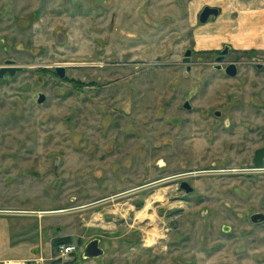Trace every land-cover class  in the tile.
I'll return each mask as SVG.
<instances>
[{
	"label": "rangeland",
	"instance_id": "374dc122",
	"mask_svg": "<svg viewBox=\"0 0 264 264\" xmlns=\"http://www.w3.org/2000/svg\"><path fill=\"white\" fill-rule=\"evenodd\" d=\"M186 2L0 0V68L21 67L0 78V223L24 264H264V174L206 173L229 147L206 115L263 109L264 72L227 79L202 52L187 71Z\"/></svg>",
	"mask_w": 264,
	"mask_h": 264
},
{
	"label": "flooded vegetation",
	"instance_id": "af4514ba",
	"mask_svg": "<svg viewBox=\"0 0 264 264\" xmlns=\"http://www.w3.org/2000/svg\"><path fill=\"white\" fill-rule=\"evenodd\" d=\"M186 1L184 12L188 14L190 20H193L194 16L196 17V23L193 24L194 30L192 31L194 46L187 47L183 57V64H187V71L192 69L193 56L198 52H202L206 55V58H201L200 61L204 68L210 67L223 73L227 79L234 80L241 76L249 79L251 75L260 80V74L264 72L263 41L248 29L258 22L257 17L254 16L252 20H249L248 17L249 13L258 11L255 9V7H258L257 0H245L243 5L240 2L237 4L233 14L235 29L228 32L222 31L219 27L224 10L221 4H214L210 0ZM188 2L192 5L191 13H188ZM260 3L259 9L264 10V0H261ZM206 8L217 9L218 12L216 14L211 13L205 21H202V15ZM232 38H236L237 42L235 43ZM243 70L244 74L242 73ZM245 78L242 79L244 83L248 80ZM258 84L259 82L256 85L258 86ZM206 85H209V83H206ZM259 97H261L260 94L250 96L254 104L259 101ZM238 98L241 102L237 104V109L231 111L230 114H225V111L222 110H215L212 115H206L207 118L222 121L220 127L216 126V131L225 134L226 139L224 141L229 140L224 142L223 146L229 147L223 152V155H219L221 159L206 162V173H211L212 169H217L215 171H218L221 175L231 174L253 177L260 173L264 174V108L256 111L246 109L243 97L239 96ZM187 107L190 108V104H187ZM259 138L261 139L260 144ZM259 162L261 164H258ZM40 212L39 214L38 211H28L26 213H37L38 216L54 213ZM257 214L264 215L263 213ZM252 221L255 222L253 217ZM262 222L264 220L255 223ZM147 244L151 246L153 240H148Z\"/></svg>",
	"mask_w": 264,
	"mask_h": 264
},
{
	"label": "crops",
	"instance_id": "0c3cea01",
	"mask_svg": "<svg viewBox=\"0 0 264 264\" xmlns=\"http://www.w3.org/2000/svg\"><path fill=\"white\" fill-rule=\"evenodd\" d=\"M245 0H210V2L214 4H221L224 7L223 10V16L220 20L219 27L222 31L228 32V31H233L235 29L234 26V11L237 7V4L240 2L242 5L244 4ZM258 2V7H255L258 11H253L252 13H249V20L254 19V16L257 17V24L252 25L251 28H248L250 32L253 35H256L259 39H262L264 46V10H260V5H261V0H257ZM234 35V34H233ZM250 36V35H248ZM232 40L236 43L237 40L236 38H232ZM7 227L5 223H0V257H3V254H5L7 257H14L18 256L17 258L11 259L9 261L13 262H25L27 259L26 258H19V256L24 255V250L22 247L19 245L12 246L10 244V237H11V231L6 230ZM6 236L8 237V241L5 239ZM21 252V254H20ZM2 254V255H1ZM26 254V253H25ZM19 259V260H18ZM22 259V260H20ZM29 262V261H28ZM30 263V262H29ZM32 263V262H31Z\"/></svg>",
	"mask_w": 264,
	"mask_h": 264
},
{
	"label": "water",
	"instance_id": "95a60500",
	"mask_svg": "<svg viewBox=\"0 0 264 264\" xmlns=\"http://www.w3.org/2000/svg\"><path fill=\"white\" fill-rule=\"evenodd\" d=\"M217 12H218L217 9L206 8V10L204 11V13L202 15V21H205L206 18L211 13L216 14ZM16 64L17 63L14 60H7L5 65L0 68V78L1 79L4 78L5 75L8 73L11 76H15L16 73L21 69V67H17ZM56 71L61 78H65V76H66L65 67H63V66L57 67ZM45 101H46V95L44 93H40L39 98H38V103L42 104ZM258 164H261V162H259ZM181 188L183 190H185L187 193H192L194 191V188L187 181H184L182 183ZM253 220L255 222L262 221V220H264V215H262V214L254 215ZM102 255H104V249L100 247V239H94L86 245V248H85V251L83 254V258L84 259L97 258V257H100Z\"/></svg>",
	"mask_w": 264,
	"mask_h": 264
},
{
	"label": "built area",
	"instance_id": "2783aa9c",
	"mask_svg": "<svg viewBox=\"0 0 264 264\" xmlns=\"http://www.w3.org/2000/svg\"><path fill=\"white\" fill-rule=\"evenodd\" d=\"M39 213H41V212L38 211V214ZM59 248H60L61 257H67V256L73 254L76 250V247L74 245H71V244H61Z\"/></svg>",
	"mask_w": 264,
	"mask_h": 264
},
{
	"label": "bare ground",
	"instance_id": "6f19581e",
	"mask_svg": "<svg viewBox=\"0 0 264 264\" xmlns=\"http://www.w3.org/2000/svg\"><path fill=\"white\" fill-rule=\"evenodd\" d=\"M8 264H13V263H8ZM16 264H24L23 262H19V263H16Z\"/></svg>",
	"mask_w": 264,
	"mask_h": 264
},
{
	"label": "trees",
	"instance_id": "16d2710c",
	"mask_svg": "<svg viewBox=\"0 0 264 264\" xmlns=\"http://www.w3.org/2000/svg\"><path fill=\"white\" fill-rule=\"evenodd\" d=\"M61 242H62L63 244H66V243H64L62 240L60 241V244H62Z\"/></svg>",
	"mask_w": 264,
	"mask_h": 264
}]
</instances>
